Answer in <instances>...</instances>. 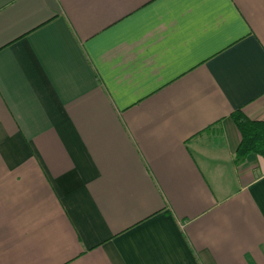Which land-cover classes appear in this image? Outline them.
<instances>
[{
	"label": "crops",
	"instance_id": "0c3cea01",
	"mask_svg": "<svg viewBox=\"0 0 264 264\" xmlns=\"http://www.w3.org/2000/svg\"><path fill=\"white\" fill-rule=\"evenodd\" d=\"M264 0H0V264H264Z\"/></svg>",
	"mask_w": 264,
	"mask_h": 264
},
{
	"label": "trees",
	"instance_id": "16d2710c",
	"mask_svg": "<svg viewBox=\"0 0 264 264\" xmlns=\"http://www.w3.org/2000/svg\"><path fill=\"white\" fill-rule=\"evenodd\" d=\"M230 116L240 134L235 150L236 163L252 154L264 159V120L251 119L242 109L233 111Z\"/></svg>",
	"mask_w": 264,
	"mask_h": 264
},
{
	"label": "rangeland",
	"instance_id": "374dc122",
	"mask_svg": "<svg viewBox=\"0 0 264 264\" xmlns=\"http://www.w3.org/2000/svg\"><path fill=\"white\" fill-rule=\"evenodd\" d=\"M257 156H258V155H257ZM258 158H259V159H263L261 156H258ZM242 162H243V161H242ZM239 163H241V162H239Z\"/></svg>",
	"mask_w": 264,
	"mask_h": 264
}]
</instances>
